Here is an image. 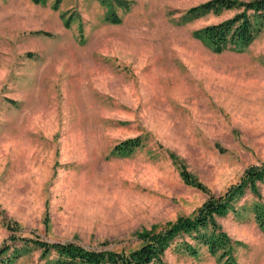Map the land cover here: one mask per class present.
Instances as JSON below:
<instances>
[{
    "label": "rangeland",
    "instance_id": "1",
    "mask_svg": "<svg viewBox=\"0 0 264 264\" xmlns=\"http://www.w3.org/2000/svg\"><path fill=\"white\" fill-rule=\"evenodd\" d=\"M130 1L112 24L101 0H0V247L15 235L18 247L40 238L129 252L264 163V30L244 51L214 53L194 32L237 11L193 18L207 0ZM135 137L131 154L115 152ZM259 194L217 217L240 264H264V183ZM195 235L162 261H226ZM12 264L46 259L29 243Z\"/></svg>",
    "mask_w": 264,
    "mask_h": 264
},
{
    "label": "trees",
    "instance_id": "2",
    "mask_svg": "<svg viewBox=\"0 0 264 264\" xmlns=\"http://www.w3.org/2000/svg\"><path fill=\"white\" fill-rule=\"evenodd\" d=\"M109 6L107 20L112 24H120L121 16L115 11L114 6L130 8V0H101ZM237 11L233 16L218 23L206 25L194 32L196 38L206 44L214 53H221L228 47L237 51H244L264 30V0H207L188 10L193 17H200L209 13L220 15L225 11ZM69 25V21H65ZM51 35L49 32H44ZM142 145L141 137L126 139L115 147V152L120 155H129ZM182 176L192 186L204 189V186L193 178L187 171ZM259 183H264V163L260 166L247 168L240 182L233 184L224 195L211 197L198 209L192 217H182L170 224L160 232H143L140 239L143 244L129 252L112 249H98L86 247L74 241H54L43 239L21 238L24 245L18 247L17 237L10 235L0 247V264H12L27 249L29 243L41 249V258L46 259V264H150L155 260L161 264H169L162 261V255L166 249L179 237L196 234L195 238L209 246L212 254H217L222 249L221 257H227L223 264H240L227 248L231 239L222 230L217 217L226 216L229 212H236V202L250 190L255 196H259ZM1 212V208H0ZM256 220L264 231V205L255 207ZM211 227L212 233L207 234L205 229ZM26 244V245H25ZM186 249L197 253L195 248L184 242ZM228 249V250H227ZM52 256H55L52 258Z\"/></svg>",
    "mask_w": 264,
    "mask_h": 264
}]
</instances>
